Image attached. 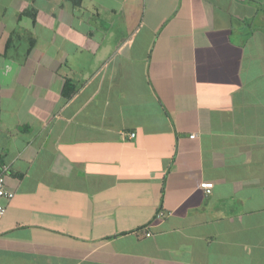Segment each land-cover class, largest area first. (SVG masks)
<instances>
[{
  "label": "crops",
  "instance_id": "crops-1",
  "mask_svg": "<svg viewBox=\"0 0 264 264\" xmlns=\"http://www.w3.org/2000/svg\"><path fill=\"white\" fill-rule=\"evenodd\" d=\"M3 167L0 264H264V0H0Z\"/></svg>",
  "mask_w": 264,
  "mask_h": 264
},
{
  "label": "built area",
  "instance_id": "built-area-1",
  "mask_svg": "<svg viewBox=\"0 0 264 264\" xmlns=\"http://www.w3.org/2000/svg\"><path fill=\"white\" fill-rule=\"evenodd\" d=\"M239 1H245V0H239ZM133 135L130 134L129 138H132ZM5 172L6 168H2L0 170V222L5 214V203H8L13 198V194L6 190L5 188ZM211 183H202L200 184V188L204 189L205 192H209V189L211 188Z\"/></svg>",
  "mask_w": 264,
  "mask_h": 264
},
{
  "label": "trees",
  "instance_id": "trees-1",
  "mask_svg": "<svg viewBox=\"0 0 264 264\" xmlns=\"http://www.w3.org/2000/svg\"><path fill=\"white\" fill-rule=\"evenodd\" d=\"M69 1H72L73 3L79 4L81 0H69ZM70 91H71L70 87H68V85L65 84V89L63 91V95L65 97H69Z\"/></svg>",
  "mask_w": 264,
  "mask_h": 264
}]
</instances>
